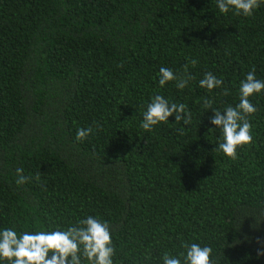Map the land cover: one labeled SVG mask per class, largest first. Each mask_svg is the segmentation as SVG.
I'll return each mask as SVG.
<instances>
[{"label":"trees","instance_id":"1","mask_svg":"<svg viewBox=\"0 0 264 264\" xmlns=\"http://www.w3.org/2000/svg\"><path fill=\"white\" fill-rule=\"evenodd\" d=\"M161 67L187 87H161ZM253 68L264 79V3L244 17L215 0H0V228L94 216L114 264H163L185 242L210 246L215 264H264V92L235 160L204 107H235ZM207 72L223 86L199 87ZM156 94L185 104L191 124L143 130ZM81 128L92 132L77 140Z\"/></svg>","mask_w":264,"mask_h":264},{"label":"clouds","instance_id":"2","mask_svg":"<svg viewBox=\"0 0 264 264\" xmlns=\"http://www.w3.org/2000/svg\"><path fill=\"white\" fill-rule=\"evenodd\" d=\"M221 14L250 17L264 0H215ZM195 61H193V64ZM190 76H178L171 68L161 67L158 83L161 87L175 81L178 89L187 87ZM223 86V80L211 72L199 80V87L212 91ZM264 92V79H258L255 69L250 70L239 85V103L226 106L223 110L213 108L210 100L204 107L211 110L209 123L214 126L209 131L219 130L217 150L225 157L237 159L238 149L253 142L252 125L248 119L257 111L250 97ZM182 121L191 124V113L183 103H175L164 95L149 98L142 112L140 127L151 131L159 124ZM92 132L91 128L77 130V140H84ZM23 168L16 169V184L23 185L27 177ZM184 252L178 255L164 253L163 264H215L213 249L195 242H185ZM116 248L107 221L87 216L65 230H34L17 232L15 228H0V264H114Z\"/></svg>","mask_w":264,"mask_h":264}]
</instances>
